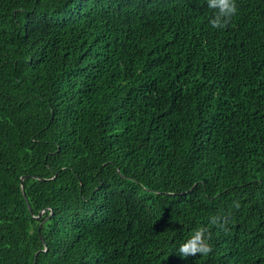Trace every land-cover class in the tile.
<instances>
[{"label":"trees","instance_id":"trees-1","mask_svg":"<svg viewBox=\"0 0 264 264\" xmlns=\"http://www.w3.org/2000/svg\"><path fill=\"white\" fill-rule=\"evenodd\" d=\"M237 5L0 0V264H264V0Z\"/></svg>","mask_w":264,"mask_h":264},{"label":"clouds","instance_id":"clouds-1","mask_svg":"<svg viewBox=\"0 0 264 264\" xmlns=\"http://www.w3.org/2000/svg\"><path fill=\"white\" fill-rule=\"evenodd\" d=\"M210 9L214 10L210 19L213 28H223L230 19L237 14V0H206ZM210 223L216 225L220 229L227 230L223 218L220 216H212ZM177 252L184 258L190 255L200 253L208 255L212 252V245L209 238V229L207 226H199L195 228L191 234L183 242L179 244Z\"/></svg>","mask_w":264,"mask_h":264}]
</instances>
